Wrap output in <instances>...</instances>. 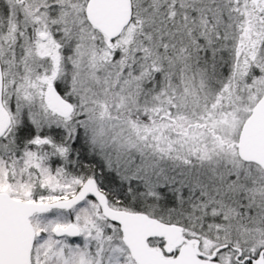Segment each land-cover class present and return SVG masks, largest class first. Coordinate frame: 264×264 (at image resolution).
I'll return each mask as SVG.
<instances>
[{
  "label": "snow or ice",
  "instance_id": "snow-or-ice-1",
  "mask_svg": "<svg viewBox=\"0 0 264 264\" xmlns=\"http://www.w3.org/2000/svg\"><path fill=\"white\" fill-rule=\"evenodd\" d=\"M0 264H264V0H0Z\"/></svg>",
  "mask_w": 264,
  "mask_h": 264
}]
</instances>
